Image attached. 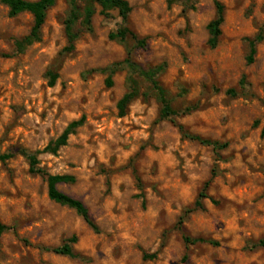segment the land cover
<instances>
[{"label":"rangeland","instance_id":"obj_1","mask_svg":"<svg viewBox=\"0 0 264 264\" xmlns=\"http://www.w3.org/2000/svg\"><path fill=\"white\" fill-rule=\"evenodd\" d=\"M127 1L144 48L110 40L122 19L97 4L70 49L71 0H57L39 40L20 51L33 17L11 18L0 0V157L10 156L0 161V223L9 228L0 264H264V39L248 62L251 42L264 38V0ZM215 1L224 23L212 49ZM129 50L140 69L158 72L177 112L170 120L151 82L120 65ZM80 120L65 147L45 152ZM178 125L227 147L184 138ZM32 155L46 173L75 177L58 189L87 206L98 232L49 200ZM185 235L213 243L188 245ZM74 236L76 258L51 251Z\"/></svg>","mask_w":264,"mask_h":264},{"label":"trees","instance_id":"obj_2","mask_svg":"<svg viewBox=\"0 0 264 264\" xmlns=\"http://www.w3.org/2000/svg\"><path fill=\"white\" fill-rule=\"evenodd\" d=\"M83 2L79 4L78 0H71V12L68 21L66 22V34L68 37V43L70 49L74 48L75 42L78 39V34L75 33V27L78 23L88 31L92 27V19L95 14V5H100L102 7V13L108 15L109 11L116 10L120 18L122 19L123 26L117 30L116 33L110 34L109 38L112 41H117L121 44H126L128 40L135 42L137 48L146 47V41L140 40L128 27L129 16L131 14L132 8L127 0H82ZM2 3L8 8L9 16L11 18L18 17L22 14H30L33 17V29L31 34L24 40L18 42V48L23 51L24 48L38 41L40 38V33L45 25L48 12L56 5L57 0H2ZM216 7V17L207 26V31L209 34L208 45L210 48H217L222 30L221 27L224 23V6L215 1ZM263 36L258 35L255 40L251 42V54L248 62L253 61V56L256 54V46L258 43L263 41ZM132 50L127 52V57L123 63L120 65L126 66L131 72L139 74L140 76L147 78L151 82L153 89L155 90L157 97L161 104L160 118L162 120H170L172 117L177 115V112L173 109L170 100L167 97L166 91L157 82V73L153 71H145L140 69L137 64L133 61ZM56 76H52L51 86L55 84ZM108 86H112L111 80H108ZM138 94L134 91L126 94L124 98L119 102L118 108L120 110V117L125 116V110L128 105L137 98ZM83 124V120L72 122L63 131L61 136L50 146L45 149L46 153L56 154L59 149L65 147L68 143L69 137L74 133V131ZM184 138L190 139L192 141L199 142L201 145L211 147L215 151H219L227 147L226 144H221L217 141H211L208 139H203L196 135H190L184 131L182 125L177 126ZM10 156H1L0 161H6ZM30 161V172L32 174L43 175L47 182V195L50 201L64 207H68L74 210L83 221L95 232H98V226L90 215V211L87 206L80 200L60 191L58 185L60 184H74L76 182L75 177L68 175H50L46 173L39 167V161L35 156H29ZM210 185V181L206 183L200 198H205V191ZM197 206L201 207L200 202H197ZM181 222V220H180ZM8 227L0 223V238L8 231ZM184 241L186 244H198V243H213L209 240L203 238H192L189 236H184ZM77 242V238L72 237L66 244L61 247L53 248L51 251L55 254L76 258V254L73 251L72 244ZM261 247H264V242L259 243Z\"/></svg>","mask_w":264,"mask_h":264}]
</instances>
